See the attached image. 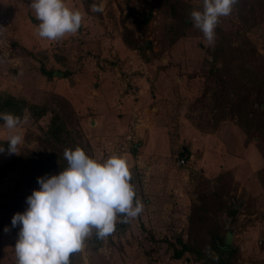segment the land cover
<instances>
[{
  "label": "rangeland",
  "instance_id": "374dc122",
  "mask_svg": "<svg viewBox=\"0 0 264 264\" xmlns=\"http://www.w3.org/2000/svg\"><path fill=\"white\" fill-rule=\"evenodd\" d=\"M64 2L82 13V25L49 41L38 35L32 0H0V94L36 104L65 98L76 117L75 140L92 158L126 157L144 206L127 223L118 217L106 239L93 234L71 264H204L186 251L174 257L169 244L188 239L194 206L206 229L230 231L233 264H264V110L238 119L241 97L264 100V0H238L220 17L212 47L190 18L203 0ZM94 4L103 11H92ZM225 65L230 73L216 72ZM42 68L68 75L48 79ZM24 116L15 130L23 135L18 155L47 162L39 137L50 114ZM7 134L2 121L5 150ZM18 155L2 152L0 164ZM60 171L46 163L0 175V264H17L13 215L28 207L38 177ZM200 195L208 196L205 210Z\"/></svg>",
  "mask_w": 264,
  "mask_h": 264
},
{
  "label": "clouds",
  "instance_id": "9594fccd",
  "mask_svg": "<svg viewBox=\"0 0 264 264\" xmlns=\"http://www.w3.org/2000/svg\"><path fill=\"white\" fill-rule=\"evenodd\" d=\"M238 0H203V10L190 13L194 26L202 31L208 46L215 44V29L220 17L229 16ZM35 18L40 21L38 35L57 41L75 34L82 25L81 12L66 6L64 0H32ZM92 11L103 8L92 5ZM30 114H25L24 121ZM8 134L0 145V153H20L23 135L15 131L22 123L12 113L0 114ZM67 166L58 174L38 177L40 185L26 198L28 207L15 213L11 223L19 225L15 244L17 264H71V257L85 248L87 239L95 234L106 239L120 223L138 217L143 203L136 199L131 183L132 172L126 157L110 156L105 160L92 158L82 149H65ZM213 260L219 257L207 249Z\"/></svg>",
  "mask_w": 264,
  "mask_h": 264
},
{
  "label": "trees",
  "instance_id": "16d2710c",
  "mask_svg": "<svg viewBox=\"0 0 264 264\" xmlns=\"http://www.w3.org/2000/svg\"><path fill=\"white\" fill-rule=\"evenodd\" d=\"M123 41L128 45H135L128 36L124 33ZM239 55V54H237ZM240 63V61H238ZM235 68L241 69V64L235 65ZM216 72L230 73L232 71L231 65L221 66L220 68H215ZM48 79L52 77H66L68 71L66 70H44L41 69ZM221 80V88L226 85V80L223 79L221 73L218 77ZM238 107L240 108V118L246 115L252 118L257 111L264 110V100H261L260 96H256L255 99H248L247 97H241L239 100ZM12 113L16 116L22 118L25 114H30V117L37 120L49 113L50 118L43 130L40 139V143L47 148L49 151L45 156H47L46 161L43 162L38 159L26 158V156L20 154L10 160H6L0 164V175L9 171L13 168H22L27 171H38V168L46 163L52 164L58 167L61 171L67 166V162L64 158L65 149L74 150L75 148H80L84 151L83 147L74 138L73 130L76 124V117L74 111L72 110L68 101L60 96H52L50 99H46L42 104H36L28 101L24 97L15 96L10 93L0 94V114ZM250 115V116H249ZM3 119H0L2 122ZM241 127L243 124L240 122ZM4 144V143H3ZM86 153V152H85ZM200 204L206 209L208 203V196L200 195ZM233 210L235 209L232 206ZM202 210L197 206H194L192 213L189 215L190 229L188 233V239L183 240L180 236L176 238V243H170L172 247V254L174 257L179 258L186 251L192 254L194 257L202 260L204 264H233V260L236 258L237 248L234 247L229 241L230 231L222 229L217 224H213L207 229L201 224L202 215L200 214ZM199 223L200 227L197 225ZM6 220L0 218V228ZM198 226L199 228H197ZM3 228V227H2ZM211 249V252L219 257L218 260H213L210 255L207 254V249Z\"/></svg>",
  "mask_w": 264,
  "mask_h": 264
},
{
  "label": "built area",
  "instance_id": "2783aa9c",
  "mask_svg": "<svg viewBox=\"0 0 264 264\" xmlns=\"http://www.w3.org/2000/svg\"><path fill=\"white\" fill-rule=\"evenodd\" d=\"M185 162V158L184 157H181L178 159V163L179 164H183Z\"/></svg>",
  "mask_w": 264,
  "mask_h": 264
}]
</instances>
